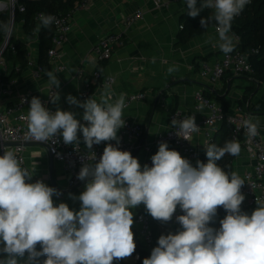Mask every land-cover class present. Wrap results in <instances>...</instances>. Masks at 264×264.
<instances>
[{
	"label": "clouds",
	"instance_id": "1",
	"mask_svg": "<svg viewBox=\"0 0 264 264\" xmlns=\"http://www.w3.org/2000/svg\"><path fill=\"white\" fill-rule=\"evenodd\" d=\"M185 3L192 18L212 10L213 15L201 18L200 24L205 28L214 19L217 46L224 54L231 53L235 47L229 35L231 22L249 0H201L199 7L197 0ZM39 21L35 33L50 27L56 17L42 13ZM0 27L10 36V24ZM177 70L176 66L167 69L169 74ZM46 75L50 86L59 88L56 75L51 71ZM58 98L55 95L52 102ZM67 102L84 109L86 125L73 112H52L40 98L33 97L25 116L29 136L47 142L59 134L65 144L78 145L81 132L86 147L92 149L94 144L116 140L117 130L125 125L124 93L114 101L110 92L99 101L92 96L81 102L69 95ZM258 125L259 120L251 117L243 121L249 138L258 134ZM172 126L186 140L200 130L194 116L173 119ZM240 152L237 141H227L222 147L210 144L207 163L197 161L194 167L162 142L151 157L152 166L141 169L131 152L108 143L97 163L81 167L77 178L91 180L78 197L80 210L74 212L63 202L54 206L53 196L60 195L55 188L43 181L26 182L33 174L21 166L13 151L5 150L0 156V264H39L40 256L47 257L43 264H113L114 259L130 257L136 248L130 209L140 204L154 219L164 222L171 220L177 206L184 212L176 218L183 230L161 235L143 264H264V202L257 201L251 215L242 212L244 180L217 163L226 154L238 156ZM220 206L227 215L217 230L208 225ZM37 244L42 251H37Z\"/></svg>",
	"mask_w": 264,
	"mask_h": 264
},
{
	"label": "crops",
	"instance_id": "2",
	"mask_svg": "<svg viewBox=\"0 0 264 264\" xmlns=\"http://www.w3.org/2000/svg\"><path fill=\"white\" fill-rule=\"evenodd\" d=\"M78 1L74 0L73 5ZM138 9L143 10V18L135 21L130 27H126L124 17ZM6 10H8L7 1L0 0V12ZM187 11L185 0H171L167 5L160 7L156 6L154 0H93L90 6L74 14L72 31L67 40L57 46L56 56L48 55V70L42 67V70L36 73L37 67L40 66L39 41L34 39L29 42L28 58L33 64L22 68L19 78L2 81L0 102L3 106L11 105L17 101L19 95L29 93L40 98L44 106L47 104L55 110L73 112L75 118L79 120L83 117L84 109L70 105L67 102L69 95L81 102L92 96L99 101L104 93L110 92L113 94L114 101L121 93L125 94L126 99L129 94L145 92L146 97L125 107L122 116L124 121L138 124L143 129L139 148L132 154L138 159L141 169L158 151L159 145L153 144L159 135L169 129L171 125L169 116L173 112L180 110L187 118L194 116L195 119H202L208 115L207 108H196L194 97L199 90L206 95L209 94L208 96L225 112H233L237 106H241L251 118L259 120L260 126H264L263 76L256 78L246 72L240 75L228 72L223 78L208 82L209 84L203 81L208 87L202 84L200 71L203 62L212 61L220 57L223 52L217 46L219 38L215 30L216 25H210L200 34L180 43L182 42L180 38L183 29L182 18ZM15 26L17 29L15 35L25 40L23 23L14 22V28ZM112 32L121 34L123 44L115 49L109 60L97 62L90 55V51L104 35ZM229 35L236 45L238 41L235 34L230 31ZM172 66H176L178 70L169 74L167 69ZM80 70H83V73ZM96 70L101 71L103 77H114V83L106 85L103 78L96 79L94 76ZM48 71L56 75L60 82L59 88L50 86L46 75ZM6 73L7 71H4L3 75ZM251 86H254L256 91L249 96L246 91ZM55 95L59 98L53 103L52 97ZM174 97L176 104L172 107ZM157 100L165 109L172 107V111H163L159 106L156 107ZM238 100L242 104L237 102ZM29 108L30 105L24 108L26 113ZM222 123L223 121L216 122L213 127L202 129L194 134L192 144L196 155L190 160L194 167L197 161L207 163L206 148L210 145L212 138L220 136ZM121 129L122 127L117 130V139L111 141L119 139ZM78 138V145L88 150L81 132H78ZM166 143L169 150H176L182 156L177 146L172 142ZM149 144L153 145L152 149L146 151L145 146ZM23 153L26 165L33 174L32 177L43 179L46 185L60 193L52 198L54 206L63 202L69 206L70 210L78 212L82 205L78 197L86 190V184L90 182L91 177L77 186H71L70 176L64 163L54 158L52 160V155L45 144L29 142L24 145ZM254 163L253 155L244 144L240 154L234 156L232 172H237L243 179L245 172L251 170ZM72 188H75V191L71 190ZM244 197L240 206L241 211L251 215L258 205ZM177 209L180 207L177 206ZM130 211L133 213L131 230L136 248L126 259L130 263H137L140 259V251L145 249V245L142 240L141 224L134 217L136 207L131 208ZM226 215L224 208L218 207L216 217L208 226L218 230L219 221ZM154 221L158 231L174 233L162 227V221L156 219Z\"/></svg>",
	"mask_w": 264,
	"mask_h": 264
},
{
	"label": "built area",
	"instance_id": "3",
	"mask_svg": "<svg viewBox=\"0 0 264 264\" xmlns=\"http://www.w3.org/2000/svg\"><path fill=\"white\" fill-rule=\"evenodd\" d=\"M6 1L8 3V11L12 16L10 23L11 34L10 36L6 35L5 41L0 48V84L3 81L4 71H7V64L3 57V52L5 50L4 45L8 41L10 42V37L13 32L14 12L16 9L25 11L26 3L30 0ZM92 1L93 0H79L69 10L65 12L53 13L56 17V22L53 23L55 31L52 37V47L48 51L49 56H56L58 54L57 46L67 40L69 33L72 31L74 14L78 10L90 6ZM154 2L157 7H160L161 5H167L170 0H154ZM41 14V12H38L36 17L39 19ZM143 15L144 12L142 9H138L134 13L127 14L124 17V25L126 27H130L135 21L142 19ZM235 37L237 41H239V36L235 34ZM122 44L123 41L120 33H108L92 47L90 55L97 62L107 61L112 57L115 49ZM32 64V60L28 58L27 65L30 66ZM253 69L249 53L241 51L238 48H234V50L227 55L223 53L220 57H217L212 61L203 62L202 69L200 71V79L201 81L207 83L214 82L223 78L228 72L240 75L245 72H251ZM16 70H21V66L19 64L16 65ZM38 70H42V66H39V68L37 67L36 73H38ZM80 72L83 73V70H80ZM94 76L96 79L103 78L106 85H110L115 81L112 76L103 77L102 72L99 70L94 71ZM33 97H35L33 94L26 93L19 95L17 101L11 105L3 106L0 102V156L4 154L5 150H11L21 161V166L26 169H28V167L23 153L24 145L29 142L45 144L52 157L64 163L66 171L70 176V185L77 186L82 182L77 178L81 167L87 163H97L108 143H111L114 147H117L122 151H129L131 154L139 148V139L143 129L138 124L129 121H125V125L121 129L120 137L117 141L101 142L99 145L94 144L92 149L88 150L83 149L77 144H65L63 142L62 135L59 134H57L53 140L50 139L47 142L35 141L28 134L27 121L25 120L27 113L24 110L27 105H30V101ZM145 97V92L129 94V96L125 99L126 107L132 102L142 100ZM194 98L196 101V108L205 107L209 111L205 118L195 119V123L198 127H200V130L211 128L216 124V122L227 120V122H229V124L233 127L234 136L238 134L245 135V146L249 153L253 155L255 163L251 170L245 172L243 176L244 184L242 185L240 192L249 198L253 203L257 204V201L264 202V126L258 125V134L253 138H249L246 133V129L243 127V121L251 116L245 112L243 107L237 106L233 112H225L219 104H217L212 98L208 97L202 90L197 91ZM45 107L52 112L56 111L47 104H45ZM169 117L171 124L169 129L165 133L159 135L153 145L158 146L162 142H172L179 148L182 153V157L190 161L196 155V150L192 144V139L195 133H192L189 140H186L182 138V134L178 131V129L172 126L173 119L183 120L187 118L180 110H176ZM79 121L81 124H87V122L83 121V118L79 119ZM10 143L14 144L11 145ZM153 145L149 144L145 146V150L150 151ZM93 154L94 159H91ZM147 165L149 167L152 166L151 159L148 161ZM36 181H43L45 183L43 179L36 177H31V179L26 182L35 183ZM183 214L184 212L181 209H176L171 221L179 223L176 218ZM136 221L141 224V234L145 248L151 253L154 249V234L151 222L143 213L136 216Z\"/></svg>",
	"mask_w": 264,
	"mask_h": 264
},
{
	"label": "trees",
	"instance_id": "4",
	"mask_svg": "<svg viewBox=\"0 0 264 264\" xmlns=\"http://www.w3.org/2000/svg\"><path fill=\"white\" fill-rule=\"evenodd\" d=\"M201 0H197V7L200 6ZM74 0H34L27 1L26 10L20 11L16 9L13 15L14 22H22L23 30L26 35L25 40H21L15 34H12L10 37V42L6 46L3 57L7 64V73L4 74L3 80H11L19 78L22 71L16 70V65L19 64L21 69L26 67L28 61L29 48L28 44L31 40L37 39L39 41V65L43 69L48 70L49 68V56L48 51L52 47V37L54 35V26L53 24L44 28L41 27L38 33H35V29L40 23L39 19L36 17L38 12H41L45 15L56 12H65L71 6H73ZM188 12V11H187ZM185 13L182 18L183 29L181 33L180 43H184L187 38L194 35L200 34L210 25H216L214 19H210L207 27L203 28L200 24V20L203 17H211L213 15L212 10L205 9L198 15L196 18H192ZM12 16L8 10L0 12V25L5 23H11ZM231 31L239 36V41L235 45V48L240 49L241 51L248 52L250 55L251 63L253 65V71L246 72L251 76L259 78L264 77V0H250L248 5L244 7L242 12L234 17L231 22ZM6 38V34L2 27H0V48L2 47ZM255 85V84H253ZM166 91V90H164ZM163 91V92H164ZM256 91L254 86H251L247 89L246 93L251 96ZM207 93V90L205 91ZM209 95V94H208ZM207 95V96H208ZM209 97V96H208ZM240 104L242 102L238 100ZM176 104V98L174 97L172 102V107ZM245 104V103H243ZM247 104V103H246ZM156 107L159 106L163 111H172V107L165 109L159 100L155 102ZM249 111L251 109L249 108ZM232 125L223 120L221 130L219 131V137L212 138L210 144H215L222 147L227 141H237L242 147L245 144V135L238 134L234 136ZM234 156L226 154L220 161H218V166L224 169L229 174L232 172ZM71 190L75 191V188ZM145 214L151 222V227L154 234V248L158 246V239L161 235H168V232L158 231L155 228V219L148 213L146 207L143 204L136 206V217L138 214ZM37 251H42L41 245L37 244ZM27 255V254H26ZM151 253L149 250L142 249L140 251V259L137 263H130L126 258L123 259H114L113 264H143V259L150 257ZM0 255V259H2ZM46 256H40L38 258L39 264H43L46 260ZM20 264H24V261H21Z\"/></svg>",
	"mask_w": 264,
	"mask_h": 264
},
{
	"label": "rangeland",
	"instance_id": "5",
	"mask_svg": "<svg viewBox=\"0 0 264 264\" xmlns=\"http://www.w3.org/2000/svg\"><path fill=\"white\" fill-rule=\"evenodd\" d=\"M170 1H171V0H170ZM247 5H248V4H247ZM15 32H17L16 26H15V28L13 29V33H12V34H15ZM161 226L164 227V228L166 227V228H168L169 230H171L172 232H174V233H172V234H177L179 231H182V230H183V228H182V226L180 225V223H175V222H173V221H171V220H169V221H167V222L162 221Z\"/></svg>",
	"mask_w": 264,
	"mask_h": 264
},
{
	"label": "water",
	"instance_id": "6",
	"mask_svg": "<svg viewBox=\"0 0 264 264\" xmlns=\"http://www.w3.org/2000/svg\"><path fill=\"white\" fill-rule=\"evenodd\" d=\"M9 42V41H8ZM8 42L5 43L4 45V49L6 48V46L8 45ZM201 81V80H200ZM203 85L207 86V83H204L203 81H201ZM208 87V86H207ZM11 145H13L14 143H10ZM53 160V157H52Z\"/></svg>",
	"mask_w": 264,
	"mask_h": 264
}]
</instances>
